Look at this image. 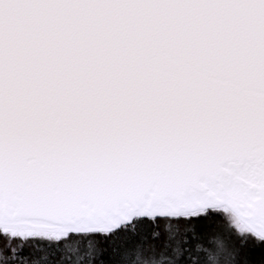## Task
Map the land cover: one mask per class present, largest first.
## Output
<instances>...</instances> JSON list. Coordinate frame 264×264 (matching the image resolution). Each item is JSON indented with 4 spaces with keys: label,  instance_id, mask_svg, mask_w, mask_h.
Instances as JSON below:
<instances>
[{
    "label": "snow or ice",
    "instance_id": "obj_1",
    "mask_svg": "<svg viewBox=\"0 0 264 264\" xmlns=\"http://www.w3.org/2000/svg\"><path fill=\"white\" fill-rule=\"evenodd\" d=\"M0 264H264V0H0Z\"/></svg>",
    "mask_w": 264,
    "mask_h": 264
}]
</instances>
